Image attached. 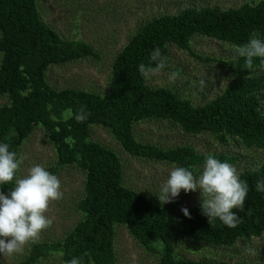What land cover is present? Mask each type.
Returning <instances> with one entry per match:
<instances>
[{
  "label": "trees",
  "instance_id": "16d2710c",
  "mask_svg": "<svg viewBox=\"0 0 264 264\" xmlns=\"http://www.w3.org/2000/svg\"><path fill=\"white\" fill-rule=\"evenodd\" d=\"M250 4L228 9L191 6L154 18L117 56L109 92L103 96L82 89H56L46 80L51 65L92 56L91 44L80 38H63L44 22L37 0H0V96L10 98L9 104L0 106V143L9 144V150L19 156L24 140L36 126L42 125L56 144L59 165L78 162L86 171L85 195L79 201L84 216L57 245L64 264L72 258H81L82 264H118L115 223L126 224L149 247L155 241L160 242L164 248L160 264H227L178 257L179 238L229 246L241 237H259L264 233V192L256 190L257 182L264 179V164L240 173L249 192L245 211L233 209L242 222L229 228L218 218L210 225L200 206L189 208V218L174 206H162L126 187L120 157L89 139L90 126L103 125L134 156L167 160L188 168L203 166L209 154L199 153L190 146L163 150L136 138L134 122L156 117L178 123L187 133L212 132L222 139L227 135L238 137L248 147H264L261 58H254L251 79H246L249 70L244 68V58L226 61L235 74L234 80L220 95L200 106H194L189 98L172 89L149 87L138 71L141 63H150V53L156 47L164 56L169 43L190 51L196 34L235 45L247 43L253 32L260 33L264 39V0L255 7ZM81 108L89 113L84 122L75 119ZM210 154L230 164L238 159L225 153ZM13 186L14 181L0 185V190L7 194ZM47 248L48 245L36 247L21 264H33L44 256Z\"/></svg>",
  "mask_w": 264,
  "mask_h": 264
},
{
  "label": "rangeland",
  "instance_id": "374dc122",
  "mask_svg": "<svg viewBox=\"0 0 264 264\" xmlns=\"http://www.w3.org/2000/svg\"><path fill=\"white\" fill-rule=\"evenodd\" d=\"M261 0H37L44 22L53 27L63 38L84 39L94 47L92 56L73 59L64 64H54L46 72L47 82L56 89L74 88L106 95L113 77V67L117 56L130 40L148 22L163 14H175L187 7L219 6L223 9L238 8L249 2L257 4ZM258 33V32H257ZM260 38L262 35L259 33ZM233 43L196 34L191 41V50L181 49L177 44L166 47L167 67L158 75L146 80L151 88L166 87L178 95L189 98L194 106L203 105L222 93L234 80L235 74L226 66V61L234 59ZM2 52L0 51V63ZM177 72L174 82L169 73ZM201 81L205 83L201 85ZM10 103L8 95L0 96V106ZM52 118L56 117L51 115ZM68 113L65 114V118ZM136 138L146 144L163 150L180 146H190L199 153H225L238 159L232 165L238 174L247 168H257L264 164V147H248L240 138L212 132L191 134L168 118L150 117L138 119L133 125ZM89 139L114 151L123 163L126 187L137 190L149 199L160 203L156 195L168 179L173 166L183 167L167 160H155L134 156L119 143L115 134L103 125L90 126ZM23 163L18 178L28 174L34 165H42L61 181L62 199L49 205L46 215L52 225L45 229L38 241L25 246L22 253L4 258L0 253V264H21L26 262L32 251L42 245L48 248L33 264H64L57 245L73 231L84 213L79 209V201L85 195L86 171L73 162L59 165L55 142L50 131L36 126L21 146ZM188 168V167H186ZM203 166L188 168L199 174ZM179 211L200 206V192L180 195L172 203ZM114 246L118 264H160L164 248L160 242L147 246L132 234L126 224L115 223ZM253 247L256 255L245 249ZM176 255L197 261H224L227 264H264V233L259 237L239 238L233 245H215L208 241L179 238Z\"/></svg>",
  "mask_w": 264,
  "mask_h": 264
},
{
  "label": "clouds",
  "instance_id": "9594fccd",
  "mask_svg": "<svg viewBox=\"0 0 264 264\" xmlns=\"http://www.w3.org/2000/svg\"><path fill=\"white\" fill-rule=\"evenodd\" d=\"M250 6L255 7L254 4ZM231 47L234 58H244V68L249 70L246 79H251L255 71L254 58H261L264 64V39L260 38L259 33L253 32L247 43ZM166 67L167 57L156 47L150 53V63H141L138 71L145 80H149ZM178 75L177 72L169 73V81L174 82ZM204 83L201 81V85ZM67 111L71 113V109ZM88 116L89 113L81 108L75 114V119L84 122ZM23 160L22 155L18 156L16 151L9 150V144L0 143V185L14 181V186L7 194L0 190V253L4 258L22 253L26 245L38 241L41 233L53 223L46 215L50 203L63 197L60 179L42 165L32 166L26 176L17 178ZM181 190L186 193L200 192L201 212L208 217L210 225L217 218L229 228H235L242 222L233 209L245 211L249 188L232 164L221 162L209 154L199 174H194L186 167L173 166L156 196L161 205L172 203ZM256 190L264 192V179L257 182ZM181 211L191 218L187 207ZM245 251L256 255L253 247H247ZM67 264H82V259L72 258Z\"/></svg>",
  "mask_w": 264,
  "mask_h": 264
}]
</instances>
